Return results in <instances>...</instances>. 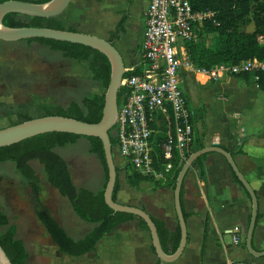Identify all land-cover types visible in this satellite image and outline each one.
Masks as SVG:
<instances>
[{"label":"crops","instance_id":"obj_1","mask_svg":"<svg viewBox=\"0 0 264 264\" xmlns=\"http://www.w3.org/2000/svg\"><path fill=\"white\" fill-rule=\"evenodd\" d=\"M146 5L147 0H69L57 19L64 29L71 28L105 40L122 22L124 33L113 44L122 57L124 69H129L140 61ZM182 87L192 115L194 143L203 142L205 147H218L228 152L255 194L257 212L251 237L248 238L252 214L250 195L241 182L234 179L236 176L226 158L210 151L205 153L202 163L204 176L200 175L198 167L190 166L183 179L181 193L183 210L187 214V239L176 261L159 262L151 251L149 232L140 229L137 221H132L104 235L95 252L70 256L56 246L53 256H45L48 261L44 264H227L232 259L264 264V91L244 76H225L215 81L194 72L182 74ZM8 105L5 98L0 97V108H7L0 113V128L19 123L12 111L14 106ZM17 111L29 117L26 112ZM61 157L74 183L70 162L66 156ZM114 162L119 174L126 176L123 167L118 166L122 161L117 151ZM118 179L117 203L143 209L151 217L163 221L167 229L174 230L177 219L175 215L174 223L170 214L171 196L167 186L153 189L148 181L130 184L119 175ZM164 181L160 184H169V179ZM71 213L62 217L59 226L70 238L81 239L95 225ZM234 227L240 229L236 245L231 236Z\"/></svg>","mask_w":264,"mask_h":264},{"label":"trees","instance_id":"obj_2","mask_svg":"<svg viewBox=\"0 0 264 264\" xmlns=\"http://www.w3.org/2000/svg\"><path fill=\"white\" fill-rule=\"evenodd\" d=\"M8 0H0V3ZM30 1L33 3H46L50 0H15ZM194 10H212L215 12V25L212 22L203 24L197 30L195 40L185 44V52L190 63L197 69H210L220 64L235 65L244 60H264V0H190ZM2 23L9 28H48L63 30L58 19L24 16L9 13L4 16ZM73 31V29L68 28ZM124 33L121 22L116 30L110 34L109 42L114 43ZM258 37H262L260 42ZM28 43H37L48 47L52 51H58L63 57L76 62L86 61L90 58L88 69L91 72L92 80L104 89L109 83L110 64L106 56L90 47L73 44L64 41H56L46 38H31L24 40ZM138 71H136L137 73ZM125 72L123 78L126 77ZM236 76H244L252 79L250 73H243ZM257 86L264 91V73H259ZM128 93V90L121 87L118 92V102ZM104 98L103 94H89L85 96L81 104L71 101L66 107L56 106L46 115H57L74 118L87 123H97L102 115ZM24 120L30 117L23 116ZM161 128V132L163 131ZM114 128L109 132V139L113 152L117 146V139L114 135ZM162 133L158 135L162 139ZM84 138L88 141V152L93 154L99 161L104 181L101 189L91 191L86 188H79L74 185L70 177L69 168L65 160L55 151L67 145H73L78 139ZM196 141V140H195ZM195 143H193L194 145ZM191 146L187 157L195 151L205 147L203 142H197ZM240 152V151H239ZM206 154L198 157L191 166L200 169ZM36 161L42 168L43 175L48 184L57 190L58 194L65 198L74 214L86 223L95 225L92 231L81 239H72L51 217L43 214L40 220L48 233L53 237L60 252L70 256H80L89 252H95L96 246L104 235L111 234L119 225L127 222L137 221L140 229L149 232L147 224L140 218L122 212H114L105 203L104 189L108 179V170L104 156L102 142L97 137H82L72 133L51 132L38 135L10 146L0 147V163L9 162L20 180L37 190V176L31 162ZM178 155L172 161V171L167 178L174 189L175 181L180 167ZM117 170V180L113 190L112 199L116 202L117 193L120 189ZM133 180L128 181H151L153 178L146 177L131 171L126 175ZM236 182L238 179L234 177ZM181 208L184 219L187 214L183 210L182 193L180 194ZM143 210V209H142ZM155 224L160 245L165 254H173L180 243V228L176 224L173 231L166 228L165 223L157 218L151 217ZM257 218L259 216L257 215ZM0 247L9 259L11 264H27L28 253L21 240L16 238V229L8 225V218L0 207ZM151 251L154 253L153 245ZM160 262V260L158 259Z\"/></svg>","mask_w":264,"mask_h":264},{"label":"built area","instance_id":"obj_3","mask_svg":"<svg viewBox=\"0 0 264 264\" xmlns=\"http://www.w3.org/2000/svg\"><path fill=\"white\" fill-rule=\"evenodd\" d=\"M144 21L140 61L125 69L127 75L120 84L128 93L118 102L114 125L116 151L122 161L118 166L123 167L126 175L133 170L154 181L167 180L175 156L180 162L185 161L195 142L182 74L201 73L217 81L225 76L250 73L257 84L259 73H264V60L195 68L186 56L185 44L196 39L203 24L218 23L214 11L194 10L190 0H147ZM258 40L261 42L263 38ZM160 133L162 139L158 137ZM239 231V227H234L231 232L234 245L240 240ZM227 264L253 263L232 259Z\"/></svg>","mask_w":264,"mask_h":264},{"label":"rangeland","instance_id":"obj_4","mask_svg":"<svg viewBox=\"0 0 264 264\" xmlns=\"http://www.w3.org/2000/svg\"><path fill=\"white\" fill-rule=\"evenodd\" d=\"M88 64L89 60L76 62L37 43L0 40V97L14 106L12 111L19 122L26 115L18 113L17 109L34 118L46 115L56 106L66 107L71 101L81 104L85 96L103 94L105 91L92 80ZM6 107L0 108V113L5 112ZM55 151L68 158L77 187L91 191L101 189L103 170L98 159L88 152L86 139L56 148ZM113 154L115 159L116 149ZM31 165L37 176L36 191L20 180L11 163H0V207L8 218V225L15 227L16 238L24 244L28 253L27 264H44L48 261L45 256H53L58 245L39 216L43 217L44 214L59 224L62 217L72 214V210L65 198L50 187L39 163L33 161ZM119 177L124 182L133 180L124 174H119ZM160 181L165 182L151 180L148 181L151 183L149 186H153V189L162 185L168 187L170 214L176 223L173 188L170 183L160 184ZM133 182L138 184L137 181Z\"/></svg>","mask_w":264,"mask_h":264},{"label":"water","instance_id":"obj_5","mask_svg":"<svg viewBox=\"0 0 264 264\" xmlns=\"http://www.w3.org/2000/svg\"><path fill=\"white\" fill-rule=\"evenodd\" d=\"M68 3L69 0H50L46 3L8 0L0 3V40L13 42L31 38H46L84 45L97 50L106 56L110 64V76L109 83L103 93L104 103L101 118L94 124L57 115H43L29 118L28 120H23L19 123L0 128V147L10 146L23 140L51 132L72 133L82 137L99 138L103 145L108 170V179L104 189L105 203L114 212L132 214L142 219L147 224L155 255L162 262L176 261L181 256L186 244L187 230L181 208L180 194L183 179L187 171L193 162L201 155L210 151L219 152L226 158L234 175L250 195L252 201V214L248 226V238H250L256 221L257 200L255 194L238 170L232 156L225 150L218 147H204L201 150L193 152L186 158L179 170L173 189V205L177 224L180 228V243L177 250L173 254L167 255L162 250L155 224L153 223L151 216L145 210L133 206L122 205L113 201L112 195L117 180V168L114 163V154L109 139V132L113 130L115 125L118 110V92L125 72L124 62L116 49L115 44L93 35L70 31L67 29L9 28L4 26L2 23L4 16L9 13L57 19L59 15L64 12ZM0 264H11L1 247Z\"/></svg>","mask_w":264,"mask_h":264},{"label":"flooded vegetation","instance_id":"obj_6","mask_svg":"<svg viewBox=\"0 0 264 264\" xmlns=\"http://www.w3.org/2000/svg\"><path fill=\"white\" fill-rule=\"evenodd\" d=\"M89 61H90V58L88 59ZM88 60H86V61H88ZM70 103V102H69ZM23 182V181H22ZM24 183V182H23Z\"/></svg>","mask_w":264,"mask_h":264}]
</instances>
